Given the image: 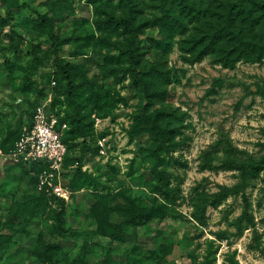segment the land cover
I'll list each match as a JSON object with an SVG mask.
<instances>
[{"label":"rangeland","instance_id":"1","mask_svg":"<svg viewBox=\"0 0 264 264\" xmlns=\"http://www.w3.org/2000/svg\"><path fill=\"white\" fill-rule=\"evenodd\" d=\"M133 1L134 26L129 0H0V264H264V49L198 60L219 0ZM253 19L236 27L264 45V0ZM45 103L68 202L9 156Z\"/></svg>","mask_w":264,"mask_h":264},{"label":"trees","instance_id":"2","mask_svg":"<svg viewBox=\"0 0 264 264\" xmlns=\"http://www.w3.org/2000/svg\"><path fill=\"white\" fill-rule=\"evenodd\" d=\"M167 1V0H165ZM218 8L221 9V12L218 14V21H221L219 26H213L209 31H207L203 37L206 39L207 42L202 47V49L197 52V59L200 60L201 57L208 54L210 49H213L218 43L226 42L227 45H230V49L224 50L226 51L224 61H233L235 57H243V53L251 57V55H255V61H259L263 58V49L264 45L261 43H256L252 40H247L246 36L243 34L241 30L237 29V25L239 24H247L251 27H254L255 21L253 19V14L258 7V0H219ZM180 6H182L183 11L187 9L189 6L185 3V0H180ZM130 6V17L129 20L131 21L130 24L134 26L133 20L135 19L136 15V4L133 0H129ZM212 4H209L211 6ZM195 12V17L200 18V14L206 15L211 10L207 8L205 10L196 9L194 7L191 8V12L187 15H190L192 12ZM128 23V22H127ZM180 24V23H178ZM49 28L53 29V26L50 24H46ZM249 27V26H248ZM134 28V27H133ZM253 29V28H252ZM201 42V41H200ZM198 42V43H200ZM51 43L53 47V52L55 54V67L56 69L62 73V75L68 80V96L72 97L75 92L74 86V77L68 70L71 67V64H64L63 59L60 56V39L58 35L55 33L51 36ZM197 43V44H198ZM137 46L134 42L131 43V55H132V64L137 66L140 62L139 56L137 55ZM194 51V50H192ZM196 60V61H198ZM58 115H60L58 113ZM63 120L66 121L65 118ZM67 122V121H66ZM68 123V122H67ZM20 137V136H19ZM19 139V138H18ZM63 141L67 144L68 149L70 151L68 142L66 140V134L63 136ZM69 154V153H68ZM68 157V156H67ZM67 162V158H66ZM65 162V164H66ZM34 169L37 171H41L43 166L38 164L32 165ZM69 230H65L60 228L59 233L61 235H66Z\"/></svg>","mask_w":264,"mask_h":264},{"label":"built area","instance_id":"3","mask_svg":"<svg viewBox=\"0 0 264 264\" xmlns=\"http://www.w3.org/2000/svg\"><path fill=\"white\" fill-rule=\"evenodd\" d=\"M68 123L47 104L39 105L31 122L22 128L19 139L10 151L16 163L40 164L38 187L50 201L55 198L68 202L71 190L62 182L63 170L69 153L63 141Z\"/></svg>","mask_w":264,"mask_h":264}]
</instances>
